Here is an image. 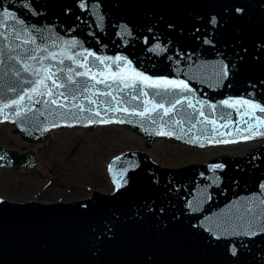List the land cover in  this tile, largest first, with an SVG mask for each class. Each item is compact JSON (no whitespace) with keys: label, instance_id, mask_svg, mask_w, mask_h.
<instances>
[{"label":"water","instance_id":"obj_1","mask_svg":"<svg viewBox=\"0 0 264 264\" xmlns=\"http://www.w3.org/2000/svg\"><path fill=\"white\" fill-rule=\"evenodd\" d=\"M5 12L14 19L4 21ZM213 17L215 24L210 23ZM0 32L10 37L6 41L0 37V41L20 45L16 51L21 55V49L47 47L57 59L45 64L62 67L65 74L68 67L85 70L67 58L72 56L96 73L97 79L120 73L132 83L135 73H141L151 80L185 81L192 91H170L178 93V98L187 96L198 110L203 106L209 120L217 121L216 125L197 123L204 119L197 111L191 122L185 119L183 131L180 126L161 128L163 121L152 124L124 112L104 116L105 104L101 117L95 119L112 122L89 123L72 117L77 109L70 106L59 110L68 115L50 116L47 106L34 102L27 119L13 115L15 106L5 110L9 119L0 116V131L17 134L27 144L51 139V130L59 137H75L94 133V127L110 126L139 136L146 148L155 139L177 149L255 141L240 153L216 152L176 165L161 164L141 148H127L106 160L109 191L91 188L86 196L53 201L0 196V264H264V136L243 139L250 133L242 122L255 125L256 117L264 119V113L248 105L230 108L222 104L224 100H249L264 107V0H0ZM13 32H20L21 39H11ZM29 37L35 38V44L23 43ZM96 57L104 58V63ZM116 57L124 60L116 61ZM28 63L40 67L35 61ZM11 65H15L13 72L21 70V77L11 72L4 75ZM29 75L14 61L0 65V107L18 98L4 92L5 86ZM138 83L148 98L161 91ZM97 88L107 90L102 84ZM82 102L89 106L88 101ZM186 103L184 109L191 113ZM208 105H216L215 111ZM37 109L44 112L38 120L33 118ZM245 112L253 115H241ZM228 113L230 117L220 119ZM53 123L59 126L52 127ZM224 123L228 126L219 127ZM192 124L196 127L188 131ZM259 130L264 132V127ZM160 131L173 135H159ZM36 163L32 148L0 144V168L37 173ZM121 172L123 186L117 191Z\"/></svg>","mask_w":264,"mask_h":264},{"label":"snow or ice","instance_id":"obj_2","mask_svg":"<svg viewBox=\"0 0 264 264\" xmlns=\"http://www.w3.org/2000/svg\"><path fill=\"white\" fill-rule=\"evenodd\" d=\"M84 7L83 4L80 5ZM2 19L4 21L14 19L9 13L5 12L3 14ZM210 23L215 24L216 19L213 17L210 20ZM22 31H26V29H22ZM0 37H3V40H9V35L5 32H0ZM11 39L19 40L21 39L20 32H13L11 34ZM24 44H35V38L29 37L24 39ZM75 44V42H70ZM16 48H20V45H16L13 47L10 44H5L3 41H0V65H6L7 61H14L16 64H22V71L24 73H29V77L26 79H21L18 83H8L3 89L6 93H14L17 94L18 98L11 99L9 103H4L2 107H0V116H3L5 120L9 119V115L5 110L13 108L15 106L13 115L17 118H25L27 119V113L33 112V108L31 105L35 103H40L48 107L50 111L48 115H52L55 113L58 116L68 115V113L60 112V109H68L69 106L73 109H77V112H72L71 116L76 119H87L89 123H109L112 122L108 119L101 118L99 120L95 119V117H101V107L107 104V107L104 111V116H107L108 112H124L129 117H140L142 120L151 121L152 124L158 123V121H163L161 124V128L164 125H171L172 127L180 126V130L183 131V124L185 119L189 122L194 118L197 111H199V116L203 117V120L197 119V123H208L211 125H216V120H209L208 116L205 115L204 111L201 109L198 110L196 104H194L187 96H180L178 98V93L175 91H170L171 89H179L181 93L190 92L192 89L185 81L181 80H151L147 76H143L141 73H135V78L132 83H128L120 73H111L110 77H104V79H97V74L92 73L91 69L87 68L84 64H81L78 60H76L72 56H68L69 60H73L78 67L84 68V71H78L75 68L68 67L67 74H65V69L62 67H57L51 63L45 64V61L48 60H56L57 55L53 52H48L47 47L41 49L39 47L32 49H21L23 55L20 52L16 51ZM41 52H48L47 56L39 55ZM32 53H37V55H33ZM89 55H92L89 53ZM87 60V56L84 57ZM100 63H104V58L96 57ZM116 61L124 60V57H116ZM28 61H35L36 64H39L40 67H35L33 64L28 63ZM115 62V61H114ZM62 65L64 63L63 59L59 61ZM130 63V62H129ZM15 65L9 66V70L4 73L5 76L9 75L11 72L14 77H21V70L12 71ZM110 67V66H109ZM55 69V71H53ZM59 73V76H57ZM103 76V73H100ZM223 75H227V66H224ZM74 77H87L88 80L77 81ZM58 80H63L66 82L58 83ZM89 80H94L95 83H89ZM111 80V83L108 81ZM48 81L51 82V86H49ZM120 83L117 84L116 82ZM138 81H142L147 88L150 89H160L161 91H154L151 94V98L149 97V93L145 91L143 88L139 86ZM97 84L104 85L106 91H101L97 88ZM123 85V87L120 86ZM115 87V95L113 94V88ZM19 88V92H18ZM26 89V90H25ZM63 89V91H60ZM95 89V91H92ZM125 89H130V92H125ZM123 93V95H121ZM49 97V99H43V97ZM110 97L111 99L105 101L103 99H94L93 97ZM119 97V98H118ZM7 98V97H5ZM40 98V99H36ZM157 98L159 99V103L156 102ZM80 99V103H74ZM88 101L89 106L86 108L82 101ZM134 101H138V103H133ZM27 102V107L25 106ZM68 102V103H65ZM186 103L187 109H192L191 113H188L186 109H184V105ZM197 103H200L197 101ZM127 104L129 107H124ZM167 104V106H166ZM222 104L235 108L236 105H248L251 109H258L259 112L264 113V107L259 104H253L249 100H238V101H230L224 100ZM91 105H98L96 108H93ZM177 105H180L181 108L178 109ZM52 106H55L54 108ZM208 107L215 111L216 105H208ZM181 109L183 110V115H181ZM84 112L89 113V116H80ZM153 113L156 114L155 118H153ZM175 113V115H180V119H174L170 114ZM44 112L39 109L33 113V118L38 120L40 116H43ZM241 115H253L252 112H245ZM231 116V113L227 114V117L221 116V120H226ZM164 117H169L168 120H165ZM257 123L253 125L249 123V121H242L247 125L245 131L249 132V136H244L243 139H250L254 136H264V132L260 131V127H264V119L260 117H256ZM116 122L124 123L125 120H118ZM230 122V121H229ZM59 125L53 123L52 127H57ZM228 124L224 123L219 125V127H227ZM196 124H192L188 131H191L192 128H195ZM47 131V129H44ZM212 131L214 133L217 132L216 127H213ZM159 135H173L171 131H160ZM223 134V133H218ZM214 138V137H213ZM229 141L216 140V143H227ZM119 159V157L117 158ZM216 167H223L222 165H216ZM111 170V168H110ZM125 172L127 169L124 170ZM120 179L116 180V190L118 191L123 185L121 181L123 180L124 173H119ZM126 183V181H124ZM264 203V201H261ZM255 218H253V221ZM249 234V233H245ZM251 235H256L255 232H251ZM231 252L233 255L236 254V248H231Z\"/></svg>","mask_w":264,"mask_h":264},{"label":"rangeland","instance_id":"obj_3","mask_svg":"<svg viewBox=\"0 0 264 264\" xmlns=\"http://www.w3.org/2000/svg\"><path fill=\"white\" fill-rule=\"evenodd\" d=\"M116 127H94V133L75 137H59L52 130L51 139L35 145L27 144L12 133L0 131V144L34 148L38 163L37 173L23 168H0V196L11 200L53 201L86 196L91 188L109 191L111 185L105 161L114 153L131 147L145 150L154 160L165 165H176L190 155L183 148L174 147L175 150L172 146L168 151L164 145L146 149L137 138L124 141L125 136L115 130ZM130 145L133 146L128 147ZM209 147L217 152L225 146L216 144Z\"/></svg>","mask_w":264,"mask_h":264},{"label":"bare ground","instance_id":"obj_4","mask_svg":"<svg viewBox=\"0 0 264 264\" xmlns=\"http://www.w3.org/2000/svg\"><path fill=\"white\" fill-rule=\"evenodd\" d=\"M111 127V126H110ZM113 127V126H112ZM115 130H117L119 133H121L123 136H125V138L123 139L124 141H127L128 139L130 138H137L140 142H141V139L139 136L136 135V137H134L135 135H132L131 132L121 128V127H116ZM52 131V130H51ZM50 131V132H51ZM16 137H17V134H14ZM42 142V141H40ZM40 142H35V143H31L30 145H35L37 143H40ZM255 141H243V142H238V143H233V144H230V145H225V147L223 148H220L221 151H217V152H225V153H229V154H233V153H240L242 152L247 146H250L254 143ZM160 145H164L167 149L166 151H168L169 147H171V145L169 144H165V142L159 140V139H155L153 140L152 144L150 147L148 148H156V147H159ZM133 145H130L128 147H131ZM133 148V147H131ZM135 148V147H134ZM146 148V147H145ZM147 149V148H146ZM173 149H175L173 147ZM186 153H190V155L188 154L187 157H184L183 161H181L180 163H183V162H187L189 160H200V159H205L206 157L210 156L211 154L213 153H216V150H214V148H210V147H206V148H191V147H186V148H183ZM32 150L36 153V150L34 148H32ZM157 150V149H156ZM176 150V149H175ZM145 151V150H144ZM184 151V152H185ZM178 162V164H180ZM38 165V163H36ZM36 165V167H37Z\"/></svg>","mask_w":264,"mask_h":264}]
</instances>
